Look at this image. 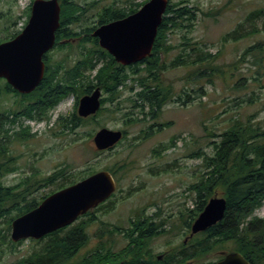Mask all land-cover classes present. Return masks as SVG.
Segmentation results:
<instances>
[{"label": "trees", "instance_id": "1", "mask_svg": "<svg viewBox=\"0 0 264 264\" xmlns=\"http://www.w3.org/2000/svg\"><path fill=\"white\" fill-rule=\"evenodd\" d=\"M136 1H128L125 7L116 4L100 7L98 1L82 4L81 0H60L61 16L60 27L56 32L57 41L77 36L81 40L75 46L71 43L57 44L58 53L46 64L45 75L36 95H24L29 102L35 95L39 111L40 105L44 106V115L36 114L39 121H49L51 118L48 112L72 96L75 99L76 125H87L91 121L96 122L103 112L110 111L107 105L120 101L127 92L134 94L124 99L131 106L132 111L128 113L130 123L159 119L168 104L185 105L195 99L186 90L182 94H176L174 84L164 79L166 71L179 66L198 65L199 68H194L197 76L212 78L215 73L223 74V70L214 63L217 55L203 52L199 48L200 44L190 37L197 19L196 11L200 9L190 5L182 6L188 3L183 0H170L150 57L128 67L117 63L99 46L98 39L92 33L103 24L136 13L149 0L142 3ZM26 16L25 26L30 13H26ZM247 20L252 24L251 29L239 23L234 31L224 37L223 42L238 41L258 32L257 23H261L260 30L264 32V9L251 12ZM177 28H185L187 32L183 35L182 43L173 45L170 43L169 34ZM176 49L179 50L178 55L168 60ZM248 57L256 61L255 65L264 68V42L247 48L240 62H245ZM97 87L106 95L102 108L87 119L78 117L76 112L79 99ZM198 90L200 93L201 89ZM134 111L139 112L135 118L132 117ZM29 115L31 118L36 117L32 111ZM69 124L73 130V121L70 120ZM169 126L170 123L162 125ZM95 133L90 134L89 138H93ZM154 134L151 130L142 138L146 139ZM209 137L214 138L213 154L208 155L200 150L196 154L202 159L203 170L198 181L189 187L190 197H193V192L195 194V206L188 212L189 221H184L185 212H181L180 221L186 227L181 228L185 230L184 234H190L193 222L215 193L221 191L222 197L227 201V210L223 221L217 225L195 235L187 243L182 242L160 259L153 252L152 242L159 236L177 235L176 224L173 225L169 219L164 218L162 213H156L155 218H151L143 212L135 215L127 227L103 222L97 213L103 211L107 214L114 209L115 202L110 199L80 217L74 225L40 240H31L39 245L38 248L11 264H214L216 260L223 258L220 256L222 252H239L251 264H264V219L255 215L264 204V128L250 117L246 121L237 118L227 130L221 134L210 133ZM30 138L32 137L28 128L22 126L17 130L14 122L9 124L0 120V226L3 222L6 224V228H0V256L5 245L15 248L24 242H12V222L38 208L54 191L40 198L35 193L55 184L58 185L55 191H58L98 172L75 173L71 165H60L42 178L32 174L21 178L14 185H6L5 178L20 170L19 157L12 152L13 143L26 142ZM179 138L174 137L170 144L155 148L154 154L161 156L174 148ZM125 168L124 163L120 169ZM104 170L110 171L116 181L120 182L117 171L112 168ZM96 222L100 226L93 237L98 242L92 250L80 257L81 250L88 246L92 238L89 228ZM117 235L126 242L123 247H117ZM210 256H214L216 260L206 262Z\"/></svg>", "mask_w": 264, "mask_h": 264}, {"label": "rangeland", "instance_id": "2", "mask_svg": "<svg viewBox=\"0 0 264 264\" xmlns=\"http://www.w3.org/2000/svg\"><path fill=\"white\" fill-rule=\"evenodd\" d=\"M4 1L8 0L0 1V9L4 7ZM31 1L19 0L17 16L21 19L17 30L26 22L25 11ZM92 1H98L100 7L111 4L125 7L131 0H81V3ZM144 1L146 0L136 2ZM183 1L188 3L182 6L190 5L200 9L196 11L197 19L190 37L200 44L199 48L203 52L217 55L214 63L223 70V74L215 73L212 78L197 76L194 68H199L198 65L179 66L166 71L164 79L174 84L176 94H182V91L186 90L195 99L185 105L170 103L165 106L160 118L157 119L161 123V130H157L153 136L146 139L142 138L143 129L152 124L147 122L148 119L136 124L129 122L127 114L131 111V106L124 100L134 95L129 92L115 104H108L110 111L103 112L96 122L91 121L76 134L69 133L57 138L52 135L50 124L42 123L36 127L31 124L32 132L37 136L29 139L27 143H13L12 152L19 157L20 170L4 180L6 185H14L27 175L33 174L42 178L60 165H71L75 173L99 172L112 168L117 171L120 178L116 197L112 199V202H115L114 209L107 214L100 211L97 215L103 222L127 227L135 215L141 212L150 215L162 209L165 215L172 216L170 220L173 225L176 224L178 234L159 236L152 242L153 252L158 256L173 251L182 242L187 241L191 234V232L184 234L185 230H181L184 222L180 221V214L185 212L184 221H189L188 212L195 206L193 200L195 194L193 192V197H190L189 187L198 181L203 170L202 159L196 154L199 150L208 155L213 154L214 138L209 137V134H221L237 118L246 121L250 117L264 128V68L255 65L256 61L252 57L240 62L247 48L264 42V32L260 30L261 23H257L259 31L249 37L223 42L224 37L234 31L239 23L251 29L252 24L247 20L248 15L255 10L264 9V0ZM186 32L185 28L172 30L169 34L170 43L173 45L182 43ZM178 53V49L173 50L168 60L176 57ZM198 89H201L200 93ZM73 105V97L62 102L51 113L52 122L59 115H69L73 111ZM166 123H170L171 126L162 127ZM102 127L112 130L125 129L128 131L127 137L115 150L99 152L93 138L89 136ZM174 137H180L174 148L161 156L154 154L155 148L170 144ZM124 163L126 168L122 170L120 168ZM155 172L157 175L154 176ZM57 187L55 184L42 188L35 196L40 198L51 194L52 191L55 193ZM215 195L222 197V192L217 191ZM257 217L264 219V204L257 210ZM99 226V222H96L89 228L92 238L88 246L81 250L80 257L96 246L98 241L93 236ZM0 228H6V224L3 222ZM116 240L117 247H123L126 243L118 235ZM38 246L31 240L24 241L15 248L5 245L0 256V264H11L24 258ZM215 260L214 256H210L206 262ZM217 261L219 260L215 262Z\"/></svg>", "mask_w": 264, "mask_h": 264}, {"label": "water", "instance_id": "3", "mask_svg": "<svg viewBox=\"0 0 264 264\" xmlns=\"http://www.w3.org/2000/svg\"><path fill=\"white\" fill-rule=\"evenodd\" d=\"M169 4V0H149L136 13L99 26L92 36L117 63L126 67L139 64L152 55ZM60 15L59 0H35L22 33L0 44V78H5L20 93L30 94L41 84L46 70L44 56L55 47ZM101 96L100 88L83 96L79 100L78 115L82 118L96 115L102 106ZM123 136L121 131L105 127L95 133L93 143L98 151H107L115 148ZM116 191L117 182L109 171L88 176L51 194L38 208L16 218L12 222L11 240L13 243L40 240L70 227L104 204ZM226 210L225 198L212 197L193 222L188 239L223 221ZM221 256L214 264H251L239 252H222Z\"/></svg>", "mask_w": 264, "mask_h": 264}, {"label": "flooded vegetation", "instance_id": "4", "mask_svg": "<svg viewBox=\"0 0 264 264\" xmlns=\"http://www.w3.org/2000/svg\"><path fill=\"white\" fill-rule=\"evenodd\" d=\"M34 1L35 0L31 1V4L28 6L27 10L25 11L26 13H30V15H31L32 3ZM18 3H19V0H8V1L3 2L4 7L2 9H0V44L8 42L10 40H13L14 38H16L18 35H20L22 33V31H20V29L17 30V28H16L19 25L20 19H21L19 16H17L18 10L20 8ZM26 18H27V16H26ZM1 35H3V36H1ZM80 40H81V37L77 36V37H74L72 39H62L60 41H57V37H56V44H55L54 49L51 50L50 52H48L44 56L45 64L48 63L50 58H52L55 54L58 53V51H57L58 45L57 44L67 45V44L71 43L75 46V45L79 44ZM40 85L32 93L23 94V93H20L19 91L15 90L8 83V81L5 78H0V120L4 121V122H8L9 124L14 122L17 130H20L22 126L25 129L28 128L32 138H35L37 136V134H35V132L34 133L32 132L33 129L31 127V124L34 127H36L37 125H40L42 123H45V125L50 124L52 126L50 128V130L51 129L53 130L52 135L57 137V138H61L62 136L67 135L69 133L76 134L77 131H79L80 129H82L85 126L82 123H78V125H76V119H75V115H74V113H75V99H74L73 111L69 115H63V114L59 115L57 117V119L54 122H52L51 113H53V111H55L61 105V104H59L54 110L48 112L49 113L48 116L51 118L49 121L46 119L39 121L38 120L39 118H37L36 114L43 116L44 111H45L43 105H40L41 109L39 111V108H38V105L36 102V98H35V95L37 93L36 90L40 87ZM97 88H99V87H97ZM97 88H95L90 94H92ZM101 92H102L101 101H103V99L106 97V95L104 94V92L102 90H101ZM33 93L35 95H34V98L32 99V101L29 102V101L25 100L24 95H31ZM30 111H32V113L36 117L31 118L29 115ZM134 112H135V114L132 117L135 118L139 115V112H137V111H134ZM76 113H77V116L80 117L78 115V108H77ZM127 116H128V120H129L130 115L127 114ZM80 118H82V117H80ZM40 119H42V117ZM83 119H87V118H83ZM70 120L73 121V124H72L73 130L70 129V124H69ZM147 122H151L152 125L147 126L143 129L145 131V132L143 131V135L145 133L150 132V130H153L155 133L157 130H161V128H160L161 123L159 120L149 119ZM146 129H147V131H146ZM119 131H121L123 133V135H124L123 139L127 137L128 131H126L125 129L119 130ZM32 138H30V139H32ZM28 141L21 142V143H27ZM115 149L116 148L110 149L109 151H113ZM102 153H104V152H102ZM153 175L154 176L157 175L156 172L153 173ZM117 189H118V182H117ZM114 195H116V193L113 194V196L110 198L111 200L113 198H115ZM156 213H162L164 218H167L169 220L172 218V216H170V215H165V212H163L162 209L157 210L155 213L150 214L149 216L151 218H155L154 214H156ZM255 215L257 216V211H256ZM160 221L161 220H157V222H160Z\"/></svg>", "mask_w": 264, "mask_h": 264}]
</instances>
